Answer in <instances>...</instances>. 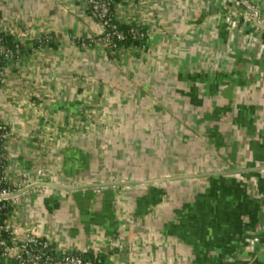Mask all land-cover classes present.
Returning a JSON list of instances; mask_svg holds the SVG:
<instances>
[{"label": "crops", "instance_id": "crops-1", "mask_svg": "<svg viewBox=\"0 0 264 264\" xmlns=\"http://www.w3.org/2000/svg\"><path fill=\"white\" fill-rule=\"evenodd\" d=\"M112 2L143 31L117 53L85 0H0L9 223L103 264H264V0Z\"/></svg>", "mask_w": 264, "mask_h": 264}, {"label": "built area", "instance_id": "built-area-1", "mask_svg": "<svg viewBox=\"0 0 264 264\" xmlns=\"http://www.w3.org/2000/svg\"><path fill=\"white\" fill-rule=\"evenodd\" d=\"M85 3L100 24V39L104 46L110 51L111 49L114 50L116 46L114 40H121L123 36L113 21L115 19L109 17L113 7L112 0H85ZM116 51H119V49ZM12 57V50L4 45L0 38V58L1 62H3L0 64V81L2 80L4 67L6 63L12 60ZM0 126L5 129L0 135V202H5L11 208L18 203L21 194L24 193V190L29 185L21 186L9 183L6 176L2 174V149L7 139L8 131L5 125L0 124ZM39 173L37 171V175ZM8 216L9 214L0 223V236L1 234L5 235V239H0V263L2 259L10 257L18 263L26 262L27 264H42L43 260L45 264H90L80 257L87 250H83L77 255L60 254L50 241L40 238L34 231L26 230L20 232L13 227L8 221ZM46 252H51V254L47 255ZM27 255H30L29 259H27Z\"/></svg>", "mask_w": 264, "mask_h": 264}, {"label": "trees", "instance_id": "trees-1", "mask_svg": "<svg viewBox=\"0 0 264 264\" xmlns=\"http://www.w3.org/2000/svg\"><path fill=\"white\" fill-rule=\"evenodd\" d=\"M113 6V2H112ZM111 6V7H112ZM111 19H114L113 16V9L109 15ZM114 23L116 24L117 29L121 32L123 38L121 40H114L115 43V48L114 50L111 49V52L117 53V49H124L130 47L133 43L140 44L142 38L139 36L143 33L140 27L134 26V25H126V24H121L118 23L116 20H113ZM0 38L3 42L4 45L8 46L9 45V37L4 35L3 33L0 32ZM3 63L1 62L0 58V64ZM7 130V129H6ZM5 131V129H2L0 126V135ZM10 212V206L5 204V202H0V223L3 221L4 217L9 214ZM0 239H5V235L1 234ZM38 250V248H36ZM51 254V252H46V254ZM80 257L88 261L90 264H103V254L102 253H96L91 250H88L85 254L80 255ZM42 264H45V261H42Z\"/></svg>", "mask_w": 264, "mask_h": 264}, {"label": "water", "instance_id": "water-1", "mask_svg": "<svg viewBox=\"0 0 264 264\" xmlns=\"http://www.w3.org/2000/svg\"><path fill=\"white\" fill-rule=\"evenodd\" d=\"M243 4L250 10V11H252V12H254L255 13V11H254V9L252 8V7H249V5L248 4H246L245 2H243ZM30 258V255H27V259H29ZM22 264H27L26 262H24V263H22Z\"/></svg>", "mask_w": 264, "mask_h": 264}, {"label": "rangeland", "instance_id": "rangeland-1", "mask_svg": "<svg viewBox=\"0 0 264 264\" xmlns=\"http://www.w3.org/2000/svg\"><path fill=\"white\" fill-rule=\"evenodd\" d=\"M110 51V50H109ZM118 52V51H117Z\"/></svg>", "mask_w": 264, "mask_h": 264}]
</instances>
